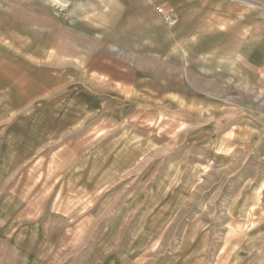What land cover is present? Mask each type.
Returning <instances> with one entry per match:
<instances>
[{
    "label": "rangeland",
    "instance_id": "1",
    "mask_svg": "<svg viewBox=\"0 0 264 264\" xmlns=\"http://www.w3.org/2000/svg\"><path fill=\"white\" fill-rule=\"evenodd\" d=\"M68 1L0 0V194L39 264H264V0L191 1L199 51L186 0Z\"/></svg>",
    "mask_w": 264,
    "mask_h": 264
},
{
    "label": "crops",
    "instance_id": "2",
    "mask_svg": "<svg viewBox=\"0 0 264 264\" xmlns=\"http://www.w3.org/2000/svg\"><path fill=\"white\" fill-rule=\"evenodd\" d=\"M56 3L68 5V0H54ZM187 3L179 11L181 18L180 37L191 41L193 51H199V36L195 30L185 29L189 21L195 19L193 1L186 0ZM192 1V2H191ZM243 2H252L251 0H241ZM161 5V4H158ZM157 5L155 6L156 9ZM157 11V10H156ZM160 15V14H159ZM162 19V18H161ZM185 31V32H183ZM176 35V33H173ZM190 44V45H191ZM189 50V48L187 49ZM187 50L185 55H187ZM189 62V60H188ZM10 190L0 194V264H39L43 263L42 254H44L45 234L43 224L37 221L23 222L20 200L8 199ZM6 213V214H5ZM11 215V218L7 216Z\"/></svg>",
    "mask_w": 264,
    "mask_h": 264
},
{
    "label": "built area",
    "instance_id": "3",
    "mask_svg": "<svg viewBox=\"0 0 264 264\" xmlns=\"http://www.w3.org/2000/svg\"><path fill=\"white\" fill-rule=\"evenodd\" d=\"M156 8H157L158 13L161 15L162 19L166 23L170 25H176L179 23V18L176 15L168 12L163 6L158 5Z\"/></svg>",
    "mask_w": 264,
    "mask_h": 264
}]
</instances>
